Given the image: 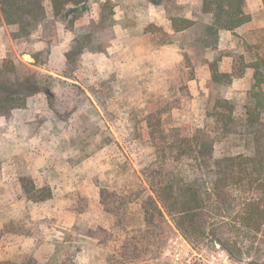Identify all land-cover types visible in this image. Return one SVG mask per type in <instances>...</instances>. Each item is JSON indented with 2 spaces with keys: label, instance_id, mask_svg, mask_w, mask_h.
Listing matches in <instances>:
<instances>
[{
  "label": "rangeland",
  "instance_id": "374dc122",
  "mask_svg": "<svg viewBox=\"0 0 264 264\" xmlns=\"http://www.w3.org/2000/svg\"><path fill=\"white\" fill-rule=\"evenodd\" d=\"M103 1L54 16L43 0L45 17L27 36H15L16 27L0 17V75L26 97L23 107L0 114V261L105 264L115 236L141 226L148 179L161 178L151 144L158 124L171 138L196 128L212 134L217 97L234 103L237 127L218 138L215 153L245 150L241 124L253 68L222 85L211 80L209 62L222 54L218 69L229 72L264 57V0H244L251 21L221 31L215 49L197 42L200 22L209 20L201 0H109L114 22L112 33L100 36L103 49H83L70 68L65 53L78 35H98ZM180 16L199 24L174 32L171 18ZM34 58L37 65L29 63ZM36 80L51 95L34 90ZM22 176L49 187L50 197L28 200ZM101 189L105 201L127 203L119 216L104 207ZM100 229L113 234L104 238ZM165 235L161 264H264V236L252 246L243 237L238 260L209 236L187 242L176 232Z\"/></svg>",
  "mask_w": 264,
  "mask_h": 264
},
{
  "label": "trees",
  "instance_id": "16d2710c",
  "mask_svg": "<svg viewBox=\"0 0 264 264\" xmlns=\"http://www.w3.org/2000/svg\"><path fill=\"white\" fill-rule=\"evenodd\" d=\"M49 1L54 16H65L76 12V6L88 0ZM149 1L159 4L162 0ZM243 4L244 0H201V12L207 14L209 20L200 22L197 30L200 46L215 49L221 31L233 33L249 22L251 16L244 11ZM45 14L43 0H0V17L6 24L16 27L15 36L29 35ZM75 17L73 15L69 20L71 25ZM113 22L112 4L105 0L99 9L98 35L86 32L75 37L70 50L65 53L67 65L71 68L83 49L102 50L104 44L100 36L104 31L112 33ZM198 24L199 21L187 17L171 18L174 32L187 31ZM97 36L98 41L95 40ZM221 57L222 54L215 55L209 62L211 80L215 83L228 85L234 77L241 76L244 67L253 68V81L247 90L241 124L245 150L215 153L218 138L234 132L237 127L235 105L223 96L217 97L212 106V134L205 128H196L171 138L170 129L158 124V135L152 137L151 144L160 163L161 178L148 179L140 198L141 226L121 237L115 236L104 259L105 264H161L159 257L166 233L176 232L187 242L209 236L238 260L243 252V237L252 238L245 241L252 246L254 238L264 236V57L249 61L238 71L234 68L229 72L218 69L217 62ZM29 63L37 65L39 62L34 58L29 59ZM64 76L70 77L68 73ZM47 77L51 78L50 75ZM7 79L0 75V114L25 105V95L18 94L17 87L8 85ZM24 80L18 79L17 83ZM34 83V90L51 95L49 87H41L40 80ZM153 132L150 131L152 135ZM20 185L28 200L40 202L50 197L49 187H37L28 177H20ZM104 192L101 189L99 193L104 207L119 216L127 203L107 202ZM100 230L104 238L113 234L106 229ZM0 264L37 263L28 256L18 261L1 260Z\"/></svg>",
  "mask_w": 264,
  "mask_h": 264
},
{
  "label": "crops",
  "instance_id": "0c3cea01",
  "mask_svg": "<svg viewBox=\"0 0 264 264\" xmlns=\"http://www.w3.org/2000/svg\"><path fill=\"white\" fill-rule=\"evenodd\" d=\"M246 13H247V12H246ZM248 14H249V13H248ZM250 21H251V20H250ZM250 21H249V22H250ZM247 23H248V22H247ZM261 26H264V20H262V25H261Z\"/></svg>",
  "mask_w": 264,
  "mask_h": 264
}]
</instances>
